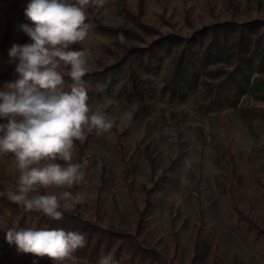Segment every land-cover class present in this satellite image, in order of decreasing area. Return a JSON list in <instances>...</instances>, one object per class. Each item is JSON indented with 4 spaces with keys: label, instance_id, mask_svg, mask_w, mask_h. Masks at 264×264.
Instances as JSON below:
<instances>
[{
    "label": "rangeland",
    "instance_id": "obj_1",
    "mask_svg": "<svg viewBox=\"0 0 264 264\" xmlns=\"http://www.w3.org/2000/svg\"><path fill=\"white\" fill-rule=\"evenodd\" d=\"M234 1L236 20L264 19V0ZM28 2L0 0L2 78L15 77L14 65L8 64L10 46L29 40L18 30L30 23L24 15ZM226 5V0H107L102 9H88L92 27L79 49L92 53L85 79L89 106L105 112L113 128L107 133L93 130L77 141L82 149L76 144L74 162L89 161L80 184L38 189L39 194L82 192L84 202L68 210L78 209L102 226L129 229L148 199L141 236L173 264H191L195 239L202 250V260L195 264H264V237L253 239L233 208L235 199L237 211L264 228V48L251 39L249 84L235 97L222 90L216 101L210 100L209 86L218 67L228 64L230 38L220 43L218 57L204 60L202 50L196 49L195 78L184 74L178 89L169 79L172 52L137 65L139 91L127 66L104 75L117 60L113 53L147 47L155 37L141 31L127 14L139 15L160 33L188 36L203 25L232 18ZM100 27L129 29L136 36L124 35L120 43L119 34ZM70 85L65 81L64 90ZM19 174L14 157L0 155V196L16 190ZM34 260L44 264L45 258L0 251V264Z\"/></svg>",
    "mask_w": 264,
    "mask_h": 264
},
{
    "label": "clouds",
    "instance_id": "obj_2",
    "mask_svg": "<svg viewBox=\"0 0 264 264\" xmlns=\"http://www.w3.org/2000/svg\"><path fill=\"white\" fill-rule=\"evenodd\" d=\"M106 3L29 0L24 15L30 23L18 26L29 40L8 49V64L14 65L16 78L0 90V120L5 121L0 123V155L11 154L20 173L9 199L25 211L54 221L63 219L62 206L68 209L83 203L85 194H39L38 189H71L80 184L89 161L74 162L76 142L84 141L93 130L107 133L113 128L105 112L89 106L84 77L92 53L88 48H74L86 40L92 27L87 22L88 9H102ZM118 40L125 42L122 33ZM65 76L72 82L67 91ZM5 239L18 253L48 258L53 264L75 260V253L87 244L84 234L63 228H9ZM98 264L118 262L108 253Z\"/></svg>",
    "mask_w": 264,
    "mask_h": 264
},
{
    "label": "trees",
    "instance_id": "obj_3",
    "mask_svg": "<svg viewBox=\"0 0 264 264\" xmlns=\"http://www.w3.org/2000/svg\"><path fill=\"white\" fill-rule=\"evenodd\" d=\"M226 9L232 14V18L203 25L194 29L190 35L182 36L177 33H160L153 27L143 23L140 16L128 17L143 32L155 35L154 39L147 47L132 46L123 47L120 52L113 53L117 60L104 71V75L118 72L127 66L135 88L139 91V75L137 65L142 61L160 59L162 54L173 53L172 70L170 71V83L172 88L179 87V80L184 74L189 75V79L195 78L196 49L202 50L203 59L208 57H218L220 53V43L231 39L227 51V66H220L215 74V79L209 86L212 94L210 100L216 101L222 90L235 97L243 93L249 84L248 78V46L252 38L256 46L264 48V19H251L249 21L236 20L233 15L236 11L234 0H226ZM189 26L192 27L191 23ZM101 30L128 36H136L129 29L115 30L109 27H100ZM79 49V44L74 46ZM87 76L84 77V80ZM16 77L2 78L0 76V89H4L7 83L13 82ZM65 81L71 80L65 76ZM260 96L264 99V89H261ZM77 146L79 144L76 142ZM81 150L82 147L79 146ZM41 191L43 189H40ZM99 200V193L96 197ZM233 208L237 212V221L243 223L245 229L251 232L253 239L259 240L264 237V228L260 227L247 215L237 211L236 200L233 199ZM150 206V201H145V207L137 211V219L133 229L124 228L114 224L102 226L91 219L86 218L78 209H61L64 212L60 221L50 220L39 212L25 211L20 205L12 202L9 196H0V251L3 254L17 252L15 245H9L5 239V231L9 228H63L66 231H79L86 236L87 244L83 249L75 253L76 264H98L101 257L108 253L113 254L118 264H173L172 259H167L164 254L150 245L141 236L145 227V215ZM193 256L191 264L202 260L201 242L195 239L193 243ZM18 253V252H17ZM21 254V253H20ZM24 254V253H22ZM53 261L45 258L44 264H52ZM211 264H216L212 262Z\"/></svg>",
    "mask_w": 264,
    "mask_h": 264
}]
</instances>
